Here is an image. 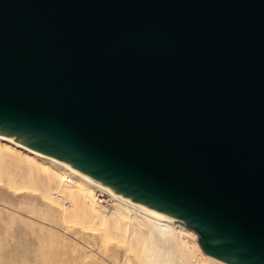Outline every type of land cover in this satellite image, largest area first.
I'll return each instance as SVG.
<instances>
[{"label": "water", "instance_id": "1", "mask_svg": "<svg viewBox=\"0 0 264 264\" xmlns=\"http://www.w3.org/2000/svg\"><path fill=\"white\" fill-rule=\"evenodd\" d=\"M0 136L264 264V0H0Z\"/></svg>", "mask_w": 264, "mask_h": 264}, {"label": "bare ground", "instance_id": "2", "mask_svg": "<svg viewBox=\"0 0 264 264\" xmlns=\"http://www.w3.org/2000/svg\"><path fill=\"white\" fill-rule=\"evenodd\" d=\"M13 154H18L28 167V172L23 169L25 170L23 173H27L23 185L15 186L11 182L12 177L9 176L14 187L34 190L36 188L33 183L36 180L41 181L45 196L54 206L62 208L65 220L63 221L67 225L72 224V227L76 226L79 230L92 234L90 236L99 235L98 237L103 240L116 239L128 245L129 248L125 252L132 251L129 250L132 249L131 243L134 240L138 241L140 254L143 255L141 264H216L218 261L216 257L203 250L198 234L191 228L155 214L97 185L47 156L0 136V156L6 158ZM20 163L19 165H22ZM20 172L22 170L18 171ZM97 191L113 197L116 202L113 210L107 211L104 206H101ZM59 195L70 202L68 209L58 198ZM52 208L49 210L52 211ZM108 212L111 214L109 215ZM51 215L48 216L52 217ZM184 235L191 238V245L183 239ZM193 257H198L199 260L193 259L196 261L193 263Z\"/></svg>", "mask_w": 264, "mask_h": 264}, {"label": "rangeland", "instance_id": "3", "mask_svg": "<svg viewBox=\"0 0 264 264\" xmlns=\"http://www.w3.org/2000/svg\"><path fill=\"white\" fill-rule=\"evenodd\" d=\"M23 162L18 154L0 156V264H141L138 241L131 243L132 251L125 252L128 245L116 239L103 240L67 225L62 208L45 196L41 181L33 183L34 190L14 187L12 183L20 186L25 181L27 173L23 169L28 172V167ZM114 207L104 209L111 211ZM51 208L54 213H50ZM48 215H54L53 219ZM183 239L191 245L190 237L184 235ZM193 259L199 260L193 257V263Z\"/></svg>", "mask_w": 264, "mask_h": 264}, {"label": "built area", "instance_id": "4", "mask_svg": "<svg viewBox=\"0 0 264 264\" xmlns=\"http://www.w3.org/2000/svg\"><path fill=\"white\" fill-rule=\"evenodd\" d=\"M70 181H71V178L68 180V182H70ZM97 196H98V200H99L100 204H102L104 206L108 205V206L113 207L115 205V203H116L112 196H110V195H108V194H106V193H104L102 191H97ZM58 198L64 203V205L66 207H69L70 202L67 201L64 196L59 195ZM216 264H226V263L223 262V261L218 260L216 262Z\"/></svg>", "mask_w": 264, "mask_h": 264}]
</instances>
